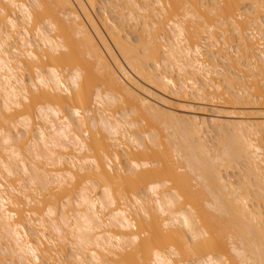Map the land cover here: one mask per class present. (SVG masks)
Wrapping results in <instances>:
<instances>
[{
  "label": "bare ground",
  "instance_id": "obj_1",
  "mask_svg": "<svg viewBox=\"0 0 264 264\" xmlns=\"http://www.w3.org/2000/svg\"><path fill=\"white\" fill-rule=\"evenodd\" d=\"M0 264H264V0H0Z\"/></svg>",
  "mask_w": 264,
  "mask_h": 264
},
{
  "label": "rangeland",
  "instance_id": "obj_2",
  "mask_svg": "<svg viewBox=\"0 0 264 264\" xmlns=\"http://www.w3.org/2000/svg\"><path fill=\"white\" fill-rule=\"evenodd\" d=\"M143 85V87H144V89H145V94H146V96L150 99V100H155V102H157V103H159V104H161L162 106H168V105H170V106H172V108H174L175 109V111L179 114V115H186V116H193V115H195V114H198V113H200L201 111H203L202 110V108H203V106L202 105H200V104H194L191 100V103H190V101H188L189 103H190V105H189V103L188 102H185V104H184V102H181V101H179V99H177V98H175V96H173V95H171V94H169V93H162V92H160L159 90H157V89H155V88H151V87H148V86H146V85H144V84H142ZM185 105V107H184V105ZM183 105V106H182ZM186 105L188 106H190V108H187L186 107ZM191 105H192V107H193V105H197L195 108H196V110H195V108H193L192 109V107H191ZM198 105H200V107L202 106V108H201V111H199V108L200 107H198ZM177 108V109H176ZM179 108V109H178ZM181 108V109H180ZM187 108V109H186ZM198 108V109H197ZM190 111H189V110ZM199 112H198V111ZM185 111V112H184ZM195 112V113H194ZM182 115V116H183ZM157 133H158V135H159V138L161 139V140H165V138L167 137V134H166V132L165 131H163V129H161V128H159L158 130H157ZM166 136V137H165ZM167 139V138H166ZM166 141V140H165ZM221 141H223V140H218V139H211V146H213V147H216V148H218V146H219V142H221ZM171 170H176V172L178 173V174H182L181 173V171L180 170H178L177 169V166L175 165V166H173V167H171ZM237 180V179H236Z\"/></svg>",
  "mask_w": 264,
  "mask_h": 264
}]
</instances>
